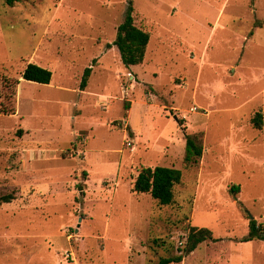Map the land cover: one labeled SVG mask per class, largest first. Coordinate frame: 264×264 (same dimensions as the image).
Returning a JSON list of instances; mask_svg holds the SVG:
<instances>
[{
  "label": "rangeland",
  "instance_id": "obj_1",
  "mask_svg": "<svg viewBox=\"0 0 264 264\" xmlns=\"http://www.w3.org/2000/svg\"><path fill=\"white\" fill-rule=\"evenodd\" d=\"M132 1L151 39L127 67L129 0H0V264H157L192 226L217 240L173 264H264V240L242 241L249 216L264 227V0ZM157 165L183 172L170 205L132 189Z\"/></svg>",
  "mask_w": 264,
  "mask_h": 264
},
{
  "label": "trees",
  "instance_id": "obj_2",
  "mask_svg": "<svg viewBox=\"0 0 264 264\" xmlns=\"http://www.w3.org/2000/svg\"><path fill=\"white\" fill-rule=\"evenodd\" d=\"M22 0H6L9 6L15 5L16 2ZM133 1L129 0V5L125 14L123 22L118 26L117 37L113 45L117 46L121 60L127 67L141 64L146 55L147 47L149 45L151 35L148 31L138 26L135 23V16L133 14ZM111 45V44H108ZM92 73V67H87L84 70L80 89L85 90L88 80ZM53 72L46 67L36 63H29L22 73L24 80L50 84L52 81ZM17 83V81H15ZM129 105H125L128 110ZM4 114H10L14 111L13 108L7 110L2 107ZM252 123L255 128H262L264 123V112H256L252 117ZM202 133L185 134V155L184 162L186 165H198L202 158L204 147L202 141ZM183 180V172L179 168L157 165L155 167H143L134 183L133 191L136 193H147L157 200L161 205H170L175 198V186L180 184ZM239 186H233L231 191L236 192ZM16 198L14 193L4 194L0 196V205L11 203ZM249 233L242 241L264 240V227L257 220L249 216ZM209 240H217L213 237L212 230L208 227L192 226L186 236L185 246L182 254L161 257L157 264H173L180 263L191 253H193L198 246Z\"/></svg>",
  "mask_w": 264,
  "mask_h": 264
},
{
  "label": "crops",
  "instance_id": "obj_3",
  "mask_svg": "<svg viewBox=\"0 0 264 264\" xmlns=\"http://www.w3.org/2000/svg\"><path fill=\"white\" fill-rule=\"evenodd\" d=\"M88 85V84H87ZM86 89V88H85Z\"/></svg>",
  "mask_w": 264,
  "mask_h": 264
},
{
  "label": "water",
  "instance_id": "obj_4",
  "mask_svg": "<svg viewBox=\"0 0 264 264\" xmlns=\"http://www.w3.org/2000/svg\"><path fill=\"white\" fill-rule=\"evenodd\" d=\"M252 217V216H251ZM253 218V217H252Z\"/></svg>",
  "mask_w": 264,
  "mask_h": 264
}]
</instances>
